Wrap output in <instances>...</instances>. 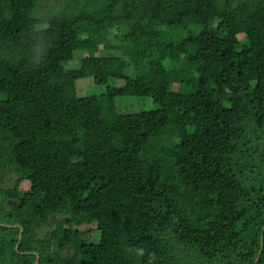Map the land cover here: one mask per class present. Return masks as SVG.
Instances as JSON below:
<instances>
[{
	"label": "trees",
	"instance_id": "trees-1",
	"mask_svg": "<svg viewBox=\"0 0 264 264\" xmlns=\"http://www.w3.org/2000/svg\"><path fill=\"white\" fill-rule=\"evenodd\" d=\"M38 1L0 0L18 250L38 264H264V0H68L43 15ZM127 98L149 109L118 112ZM15 238L0 262L33 264Z\"/></svg>",
	"mask_w": 264,
	"mask_h": 264
},
{
	"label": "rangeland",
	"instance_id": "rangeland-1",
	"mask_svg": "<svg viewBox=\"0 0 264 264\" xmlns=\"http://www.w3.org/2000/svg\"><path fill=\"white\" fill-rule=\"evenodd\" d=\"M68 0H39L38 1V10L37 14L38 15H43L48 12H53L56 10V7L58 5L60 6H65ZM235 1V0H234ZM119 42V34L116 32L115 34H112L109 38V41L107 42L108 45H113ZM111 53H116L115 50H110ZM102 53L105 55L108 53V51H104L102 49ZM80 54H76V57L79 56ZM82 55V54H81ZM92 86L93 82L91 79H84L81 81L77 82L76 85V91L78 96H84L87 94H90L92 92ZM116 106H117V111L122 112V113H129V112H138L141 110L149 109V105L147 102L144 101H138L135 99H125L122 100L120 99L116 101ZM7 186V184H5ZM5 186H1V188H4ZM11 187L13 188L14 186L11 184ZM29 188V184L24 181L20 182L18 184V193H23ZM14 211H10L7 209H0V220H4L6 222V226L0 227V241L3 243H0V258H3L4 260H10V249L8 246V243L10 242L11 239L17 236V229L13 228L14 226H10L8 224H11L13 222L14 218ZM12 219V220H11ZM85 226H81L80 229H84ZM39 238V237H38ZM24 239V237H23ZM85 241L87 243H96L98 241V234L96 232H92L88 234L85 238ZM23 242V241H22ZM26 245L25 243H22ZM16 245V244H15ZM39 245V241H31V248H37L36 246ZM28 246V245H27ZM35 246V247H32ZM15 249V247H14ZM9 257V258H8ZM50 261H46L45 264H49ZM0 264H5L4 262Z\"/></svg>",
	"mask_w": 264,
	"mask_h": 264
},
{
	"label": "flooded vegetation",
	"instance_id": "flooded-vegetation-1",
	"mask_svg": "<svg viewBox=\"0 0 264 264\" xmlns=\"http://www.w3.org/2000/svg\"><path fill=\"white\" fill-rule=\"evenodd\" d=\"M5 175L3 173H0V209L3 208V209H7V210H13V209H16L17 206H18V203L15 201V199H10L9 197H7V192H6V189L8 188V178L5 177ZM7 184V186L5 185ZM1 186H5L4 188H1ZM25 214H27V212H25ZM53 219H54V216L52 215L47 223L48 227H51L53 226ZM10 226H14L13 228H17L18 229V233H17V236H16V240H15V244L13 245L15 247V250L17 253L19 254H31V255H34L35 256V261L33 264H38V258H39V255L36 251H20L18 250V247H21V240H22V236H23V226L19 223H11V224H8ZM2 226H6V222L4 220H0V227ZM20 228H21V231H20ZM38 238V235L35 236V239ZM54 244H52L51 247H49V256L51 257H54V256H62L63 254H60L58 252V250L53 247ZM69 253V247H66L64 249V253ZM59 264V262L57 263Z\"/></svg>",
	"mask_w": 264,
	"mask_h": 264
},
{
	"label": "water",
	"instance_id": "water-1",
	"mask_svg": "<svg viewBox=\"0 0 264 264\" xmlns=\"http://www.w3.org/2000/svg\"><path fill=\"white\" fill-rule=\"evenodd\" d=\"M20 231H21V228H20Z\"/></svg>",
	"mask_w": 264,
	"mask_h": 264
}]
</instances>
